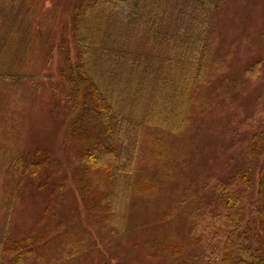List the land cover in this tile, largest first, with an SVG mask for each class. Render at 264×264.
<instances>
[{"label":"rangeland","instance_id":"1","mask_svg":"<svg viewBox=\"0 0 264 264\" xmlns=\"http://www.w3.org/2000/svg\"><path fill=\"white\" fill-rule=\"evenodd\" d=\"M19 1L31 12L28 27L42 26L45 36L44 44L34 42L24 58L26 79L13 85L0 81V236L4 227L13 239L43 234L26 264H173L170 254L150 245L156 239L182 245L189 240L187 205L175 203L178 191H197L201 181L227 177L242 164L250 135L264 131V0H226L216 18L217 41L204 95L187 113L177 115L173 103L165 108L150 99L130 98L136 116L141 118L145 109L148 118L141 130L131 131L128 144L136 141L138 154L133 181L139 184L130 192L115 191L118 219L127 216L113 238L104 214L90 212L102 191L112 195L110 182L99 181L83 198L71 172L73 153L82 144L69 131L56 44L64 36L74 55L76 0ZM52 82L60 87L58 96ZM86 137V144H93L95 137ZM38 148L49 149L54 157L40 179L14 175V157ZM71 217L79 222H67ZM10 258L0 254V264Z\"/></svg>","mask_w":264,"mask_h":264},{"label":"trees","instance_id":"2","mask_svg":"<svg viewBox=\"0 0 264 264\" xmlns=\"http://www.w3.org/2000/svg\"><path fill=\"white\" fill-rule=\"evenodd\" d=\"M24 4L0 3L4 85L26 79L22 68L26 54L34 42L44 44V29L39 25L31 31L27 21L31 12ZM225 4L226 0H76L73 4L74 55L64 36L56 44L69 131L82 144L73 153L71 172L83 198L99 181L110 182L112 195L102 191L90 212L104 214L111 238L121 233L116 226L127 216L118 219L122 214L113 200L115 191L130 192L139 184L133 181L138 154L136 141L128 144L133 140L131 131L141 130L148 118L145 109L141 118L136 116L130 98L150 99L165 108L173 103L180 116L192 109L204 95L205 72L217 41L216 18ZM14 9L21 14L11 16ZM51 87L58 96L60 87L54 82ZM86 136L95 137L93 144H86ZM241 158L242 164L227 177L201 181L197 191L178 187L175 203L187 205L183 214L191 227L189 240L182 245L156 239L150 248L170 254L173 264H264L263 130L250 135ZM53 159L52 151L38 148L15 156L11 171L39 180ZM67 222L79 219L71 217ZM42 239V233L13 239L4 227L0 254H12L7 264H26ZM185 249L189 250L184 256Z\"/></svg>","mask_w":264,"mask_h":264}]
</instances>
